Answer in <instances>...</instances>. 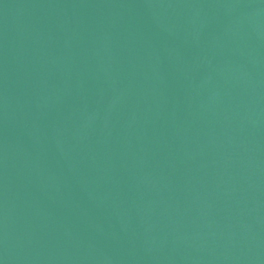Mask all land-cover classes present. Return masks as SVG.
<instances>
[{
    "label": "water",
    "instance_id": "obj_1",
    "mask_svg": "<svg viewBox=\"0 0 264 264\" xmlns=\"http://www.w3.org/2000/svg\"><path fill=\"white\" fill-rule=\"evenodd\" d=\"M0 264H264V0H0Z\"/></svg>",
    "mask_w": 264,
    "mask_h": 264
}]
</instances>
